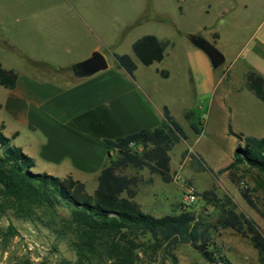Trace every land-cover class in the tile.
I'll return each instance as SVG.
<instances>
[{"label": "rangeland", "instance_id": "rangeland-1", "mask_svg": "<svg viewBox=\"0 0 264 264\" xmlns=\"http://www.w3.org/2000/svg\"><path fill=\"white\" fill-rule=\"evenodd\" d=\"M147 34L168 42L164 59L149 66L132 49ZM193 36L214 44L225 62L213 68ZM94 51L104 54L111 70L118 67L115 53L131 55L145 99L159 116L166 105L188 135L170 151L173 181L164 182L148 169L120 171L140 179L134 200L154 216L192 210L199 224L209 227L211 248L216 246L227 264H263L248 236L215 227L220 208L199 194L212 190L218 198L229 197L236 211L264 232V171L235 157L243 136L264 137V102L247 85L251 71L264 77V0H0V61L19 76L67 88L75 81L74 65ZM11 95L0 85V121L6 124L0 122V129L6 135L14 127L22 130L16 143L36 161L30 170L71 175L94 198L100 173L76 170L68 158L55 162L47 150L42 155L47 137L17 123L7 110ZM189 193L195 197L186 199ZM70 216L65 202L33 207L29 216L7 209L0 228L13 226L14 235L0 239V264H75L76 234L63 221ZM137 242L138 264H226L207 259L189 243L172 241L155 249L145 238Z\"/></svg>", "mask_w": 264, "mask_h": 264}, {"label": "trees", "instance_id": "trees-1", "mask_svg": "<svg viewBox=\"0 0 264 264\" xmlns=\"http://www.w3.org/2000/svg\"><path fill=\"white\" fill-rule=\"evenodd\" d=\"M167 46L168 42L147 34L137 39L132 49L138 60L149 66L164 59ZM114 57L118 66L134 76L137 63L131 55L115 53ZM160 73L169 74L165 70ZM17 79L18 73L5 68L0 61V85L14 89ZM247 85L264 102V77L252 71L248 74ZM192 128L196 133L201 132L195 124ZM15 136L8 137L0 129V217L7 209L29 216L33 207L67 203L71 216L63 221L64 226L76 234L73 246L78 259L75 264H138L137 249L140 247L137 241L142 238L155 249L172 241L189 243L207 259H222L227 264L221 251L216 246L211 248L209 227L199 224L194 211L182 209L164 216L144 212L134 200L139 177L120 173L127 167L136 171L148 169L152 174H160L164 182L174 180L170 151L188 135L166 105L158 126L104 139L108 163L100 171L94 198L86 191L84 182L71 176L61 178L32 172L30 168L35 160L13 143ZM243 141L244 146L236 151V162L246 161L264 171V137L247 135L243 136ZM112 152H116L115 158ZM198 167L206 169L200 162ZM199 195L220 208L215 227L232 228L248 236L264 264V232L259 225L238 213L229 197L218 198L212 190ZM11 229L13 226L8 230L0 228V239L14 235Z\"/></svg>", "mask_w": 264, "mask_h": 264}, {"label": "crops", "instance_id": "crops-1", "mask_svg": "<svg viewBox=\"0 0 264 264\" xmlns=\"http://www.w3.org/2000/svg\"><path fill=\"white\" fill-rule=\"evenodd\" d=\"M118 67L89 76L74 73L75 81L67 88H52L18 73L7 110L20 125L45 134L42 155L47 150V158L55 162L68 158L76 170L99 174L108 162L105 138L154 128L163 119V109L159 116L134 76L121 73ZM0 122L5 128L4 121ZM21 133L20 128L14 127L4 134H16L13 143L21 147L16 143Z\"/></svg>", "mask_w": 264, "mask_h": 264}, {"label": "water", "instance_id": "water-1", "mask_svg": "<svg viewBox=\"0 0 264 264\" xmlns=\"http://www.w3.org/2000/svg\"><path fill=\"white\" fill-rule=\"evenodd\" d=\"M191 41L195 47L207 54L213 68H218L225 62V55L206 38L193 36ZM108 67L109 64L104 54L94 51L90 57L74 65V72L77 76H89Z\"/></svg>", "mask_w": 264, "mask_h": 264}, {"label": "built area", "instance_id": "built-area-1", "mask_svg": "<svg viewBox=\"0 0 264 264\" xmlns=\"http://www.w3.org/2000/svg\"><path fill=\"white\" fill-rule=\"evenodd\" d=\"M188 197L194 198L195 196H194L193 194L189 193V194H186V199H187Z\"/></svg>", "mask_w": 264, "mask_h": 264}]
</instances>
